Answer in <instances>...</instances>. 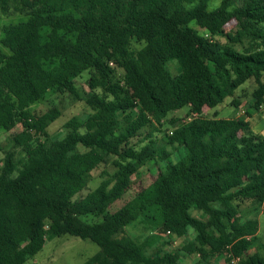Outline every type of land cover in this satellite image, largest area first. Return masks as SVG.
I'll use <instances>...</instances> for the list:
<instances>
[{
  "label": "trees",
  "instance_id": "obj_1",
  "mask_svg": "<svg viewBox=\"0 0 264 264\" xmlns=\"http://www.w3.org/2000/svg\"><path fill=\"white\" fill-rule=\"evenodd\" d=\"M210 2L0 0V14L28 17L5 26L1 39L9 52L0 48V129L21 127L14 141L24 156L6 152L0 170V264H25L64 234L98 244L83 264H179L180 250L145 255L124 232L139 217L178 238L192 229L182 251L201 264L214 257L264 264V248L255 245L259 221L243 220L241 210L247 200L264 207V136L248 110L229 118L204 112L250 79L257 84L251 107L264 108V0H221L214 9ZM231 20L236 31L225 29ZM88 70L85 102L93 112L69 120L70 131L53 139L47 128L59 109L29 107L49 91L80 98L76 78ZM230 104L243 106L239 96ZM185 106L191 119H173L162 143L148 131L144 144H131L146 128L162 132L168 114ZM111 157L115 172L78 197ZM157 159L165 168L150 183L133 179Z\"/></svg>",
  "mask_w": 264,
  "mask_h": 264
},
{
  "label": "rangeland",
  "instance_id": "obj_2",
  "mask_svg": "<svg viewBox=\"0 0 264 264\" xmlns=\"http://www.w3.org/2000/svg\"><path fill=\"white\" fill-rule=\"evenodd\" d=\"M221 0H211L209 9H214L220 4ZM27 16L21 14L14 15H3L0 14V48L3 52L7 53L9 50L5 48L1 44V39L4 33V27L12 24L18 23L21 21H26ZM195 26V23H192ZM227 31H236L237 22L236 20H231L225 26ZM48 29L43 30L44 37L46 36ZM209 31L206 28H200V34H205ZM210 36V34H209ZM216 39H221L224 41V37L216 36ZM169 68L173 74H176L177 64L176 62H171L169 64ZM123 71L118 69L117 76L121 77ZM91 75V71H84L80 76L76 78V85L78 91L80 93V98L69 94V93H58L49 91L43 98L38 100L37 102L31 104L29 109L33 111L35 114H43L48 110L57 108L60 111L59 117L53 121L47 128L49 134L53 139H60L64 137L69 128L65 126V124L71 120L72 118H76L79 121L85 120L93 111L90 106L85 102V93L89 91V87L87 86V80ZM256 82L254 79H250L248 82L239 87L234 96L227 97L223 103L218 105L217 107L212 108L211 110H206L205 114L207 117H212L216 113L218 117H237V116H246V110L249 111L250 117L247 116V119L251 123V126L254 131L264 134V108L260 110H255L251 107L253 100L251 98V94L253 89L256 87ZM241 99L243 106L240 109H236L232 106L231 100L233 97H238ZM189 107L185 106L181 109L171 111L168 116L163 120L162 127H159L157 123H155V127H159L162 132H154V127H149L141 131V133L134 137L131 140V144L136 146H140L144 144L147 140L145 139L148 131H151L152 137L157 140L159 143H162L161 139L165 133V131H173L174 124L173 119H181L187 120L190 119V115L188 117ZM240 111V112H239ZM240 114V115H239ZM21 130V127L13 129L12 131H7L4 129H0V143L3 146V149L0 151V170L4 165L5 153L11 151L15 159L23 158L24 151L22 148L17 146L14 141V135ZM169 151H172L170 146L167 147ZM80 151H84L83 147L79 148ZM177 156L179 152H177ZM113 159L115 157H111L105 164L99 165L95 168L90 177V181L88 183V187L80 192L77 196L81 197L95 189L99 184L109 177L115 172L116 168L113 165ZM164 167V162L162 160L157 159V162L152 161L139 168V170L133 175V179L135 181H141L143 184H148L153 179L154 175L157 174L158 170ZM129 197V195H128ZM123 201L114 204L112 209H115L117 205L122 204ZM252 202L251 200H247L242 203L241 210L243 212V220L257 218L259 219V228H258V241L256 242L257 248L263 246L264 248V207L261 205ZM192 214L197 217L207 218L202 211L192 210ZM89 222H97L102 220L101 216H93L89 215L85 218ZM124 232L129 234L130 236L139 239L140 242L144 244L143 251L145 255L155 254L157 252L164 251H176L180 250L183 259L179 264H201L199 262V256L197 254H186L182 251L183 246L194 237V231L192 229L189 230L188 234L185 237H175L166 233L164 226H156L149 225L148 222L144 221L143 217H139L132 224L128 225ZM99 250V246L93 240L86 238H80L78 236H73L70 234H64L54 238H48L45 246L32 258H30L25 264H83L89 257L94 255ZM209 264H228L223 257H216L210 259Z\"/></svg>",
  "mask_w": 264,
  "mask_h": 264
},
{
  "label": "built area",
  "instance_id": "obj_3",
  "mask_svg": "<svg viewBox=\"0 0 264 264\" xmlns=\"http://www.w3.org/2000/svg\"><path fill=\"white\" fill-rule=\"evenodd\" d=\"M205 36H206V37H208V36H209V34H208V33H206V34H205ZM194 116H197V114L195 113V114H194ZM190 119H191V117H190ZM167 234H169V235H170L171 233H170L169 231H167ZM237 261H238V259H233V261H232V264H237Z\"/></svg>",
  "mask_w": 264,
  "mask_h": 264
},
{
  "label": "crops",
  "instance_id": "obj_4",
  "mask_svg": "<svg viewBox=\"0 0 264 264\" xmlns=\"http://www.w3.org/2000/svg\"><path fill=\"white\" fill-rule=\"evenodd\" d=\"M242 105H243V103H242ZM206 110V108H204V112H206L207 113V111H205ZM207 110H211V109H209V108H207ZM240 112V111H239ZM240 115V114H239ZM253 129V128H252ZM256 132V131H255ZM256 133H259V132H256ZM261 135H263L264 136V134L263 133H260ZM258 221H259V219H258ZM214 258H216V257H214Z\"/></svg>",
  "mask_w": 264,
  "mask_h": 264
}]
</instances>
